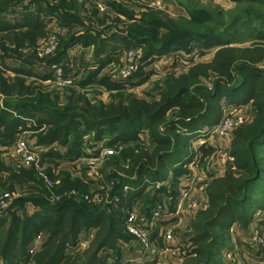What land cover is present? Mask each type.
I'll return each instance as SVG.
<instances>
[{
  "label": "trees",
  "instance_id": "1",
  "mask_svg": "<svg viewBox=\"0 0 264 264\" xmlns=\"http://www.w3.org/2000/svg\"><path fill=\"white\" fill-rule=\"evenodd\" d=\"M48 1L52 0H0V141L10 144L20 132L49 125L39 145H66L68 136L83 127L93 130L97 139L109 134V146L140 144L139 133L145 130L152 146L141 144L140 152L132 160L133 178L125 180L123 203L108 213L99 208L72 209L71 200H64L22 216L0 214V264H121L118 258L110 256L109 249L118 241L130 239L123 231L124 210L129 203L142 197L148 184L163 180L167 167L182 166L193 160L192 139L203 136L202 133L216 125L226 108H238L250 101L251 118L231 135L230 168L206 182V206L191 221V241L195 246L182 263L220 264L218 258L226 247L229 229L233 225L246 227L251 220L249 212L255 205L251 192L260 170L253 152L264 144V69L261 67L264 41L248 45H232L228 41L219 44L208 62H190L182 73L169 75L157 96L148 99L132 96L125 101L110 98L93 105L83 94L75 93L71 99L74 108L40 116L45 111L34 104L47 100V96L39 85L26 82L25 79L34 75L23 67L7 65L4 59L7 54L37 47L46 40L45 19L51 11L44 2ZM66 18L84 29L74 43L92 46L97 61V66L78 83L81 89L91 82L107 91L116 89L107 77L97 78V74L106 65L119 63L123 47L142 46L143 60L147 63L165 53L177 40L193 36L167 16H155L146 22L156 31H163L164 39L152 35L151 41L103 37L88 31L78 18L71 15ZM214 32L213 29L207 34L206 42L216 35ZM257 36L264 38L262 33ZM203 54L204 51L199 52ZM171 110L174 116L169 119ZM196 151L201 161L215 149L202 143ZM71 156L82 154L75 150ZM36 179L30 170L11 167L0 159V189L16 184L35 186L39 183ZM75 186L81 191L86 187L78 181ZM46 190L40 189V193L48 194ZM89 229L94 230L89 247L75 249L81 233ZM40 235H43L40 245L30 252L33 240ZM101 252L104 257L99 256Z\"/></svg>",
  "mask_w": 264,
  "mask_h": 264
},
{
  "label": "rangeland",
  "instance_id": "2",
  "mask_svg": "<svg viewBox=\"0 0 264 264\" xmlns=\"http://www.w3.org/2000/svg\"><path fill=\"white\" fill-rule=\"evenodd\" d=\"M25 4L30 3L26 1ZM44 4L51 11L45 19L46 40L39 42L37 47L7 54L4 59L7 65L23 67L34 75L25 79L26 82L39 85L47 96V100L34 104L45 111L40 112V116L74 108L71 99L75 93L83 94L93 105L110 98L125 101L132 96L145 99L157 96L169 75L182 73L190 62H208L219 44L228 41L232 45H248L264 41L257 36L264 34V0H52ZM70 15L85 23L88 31L103 37H137L151 41L156 35L162 40L163 31L146 24L155 16L174 19L185 33L192 32L193 36L177 40L165 53L147 63L143 60L142 46L123 47L119 63H110L97 74V78L107 77L117 88L107 91L91 82L81 89L78 83L97 66V61L92 46L74 43L84 29L69 22L66 16ZM213 29L216 35L206 42L205 37ZM48 40L55 43L50 53L44 52ZM129 51L138 54L128 55ZM200 51L204 54L199 55ZM128 66H132L130 73L126 78L121 77L120 70ZM261 67L264 69V64ZM58 69L60 76H57ZM173 116L174 110H171L168 118ZM251 116L249 108H226L216 125L202 133L203 136L192 139L193 160L182 166L167 167L166 177L148 184L143 196L124 210L123 222L126 211H132L135 224L148 234L147 244H142L123 226L132 241L115 243L109 249L110 256L118 258L122 264H182L195 246L191 241V221L206 206V182L228 171L232 160L229 155L232 132ZM226 118L232 124L223 131L221 125ZM49 127H31L18 133L10 144L0 141L1 161L11 167L30 170L39 182L35 186L16 184L0 189V194L10 196L8 206L0 209V214L22 216L32 209L64 200H71L72 209L99 208L108 213L123 203V193L127 189L125 180L133 178L134 174L132 160L140 152L141 144L150 146L146 131L139 133L140 144L109 146V134L97 139L93 130L80 127L68 136L66 145H39ZM19 142L32 152L38 162L37 168L34 163H26L18 153ZM202 143L215 151L199 161L196 149ZM75 150L82 156L72 157ZM101 151L107 152L100 154ZM253 155L260 174L251 192L255 203L249 212L251 220L246 227L233 225L229 229L226 247L218 258L220 264H264V144L258 146ZM45 177L53 182L48 190L42 183ZM77 181L85 183L84 191L75 186ZM40 189L48 194L40 193ZM155 208L161 215L152 221L151 211ZM165 230L170 232L169 239L165 237ZM42 239L43 235L38 236L32 246ZM99 256L104 257V254Z\"/></svg>",
  "mask_w": 264,
  "mask_h": 264
},
{
  "label": "built area",
  "instance_id": "3",
  "mask_svg": "<svg viewBox=\"0 0 264 264\" xmlns=\"http://www.w3.org/2000/svg\"><path fill=\"white\" fill-rule=\"evenodd\" d=\"M55 47V43L52 40H48V45L44 48V52L46 53H50L52 50H54ZM133 54H138L136 51H129L128 55H133ZM55 67V66H53ZM132 69V66H128V67H123L120 70V75L123 78H126L128 76V74L130 73V70ZM57 76H60V69L57 70ZM231 121L229 119H225L221 125V129L223 131H226L228 129V127L231 126ZM107 151H101L100 154L102 153H106ZM18 153L22 156L23 160L26 163H34V166L37 168L38 167V162L35 161L33 154L31 151H29L27 149V147L25 146V144L23 142H19L18 143ZM33 166V165H32ZM44 187L48 190L50 189V187H52L53 182L48 179L47 177H45L42 181ZM10 202V196L8 193H1L0 194V209H4L8 206ZM151 219L153 221L154 220H158L160 218L161 212L159 210H157V208L153 209L151 211ZM135 215L132 211H126L125 213V220L123 222V226L126 229V232L130 233L132 236L137 237L139 239V241L142 244H147L148 241V234L145 230H143L139 225L135 224ZM167 230V229H166ZM164 231L166 233L165 237L166 238H170V232L168 231ZM89 243V241L87 239H82L80 240L78 243H76L75 245V249L79 250V249H84L87 244ZM34 247H31L30 252L33 251Z\"/></svg>",
  "mask_w": 264,
  "mask_h": 264
},
{
  "label": "crops",
  "instance_id": "4",
  "mask_svg": "<svg viewBox=\"0 0 264 264\" xmlns=\"http://www.w3.org/2000/svg\"><path fill=\"white\" fill-rule=\"evenodd\" d=\"M241 106V108H249V110L251 111V109H250V101L249 102H245V103H243V104H240ZM239 107V108H240ZM147 133V132H146ZM148 136V135H147ZM149 139V138H148ZM151 143H150V146H149V148H151ZM206 186V185H205ZM123 194H125V193H123ZM139 198H141V197H137V198H135V199H133L129 204L131 205L132 204V202L133 201H136L137 199H139ZM34 209H32L31 210V212L33 211ZM30 213V212H29ZM92 234H94V230L93 229H89V230H87V231H85V232H82L81 233V235L79 236V239L78 240H81V239H87L89 242H90V240H91V238H92ZM38 237V236H37ZM36 237V238H37ZM35 238V239H36ZM34 239V240H35ZM37 241H38V239H37ZM37 241H35L34 243H35V245H33V247L34 248H37L39 245H40V243H41V241L40 242H37ZM130 241H132V239L130 238L128 241H118V243H123V244H126L127 242H130ZM102 253V252H101ZM104 254V253H103ZM109 260H111V259H107V262H110ZM122 264V263H121Z\"/></svg>",
  "mask_w": 264,
  "mask_h": 264
}]
</instances>
